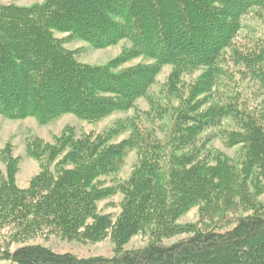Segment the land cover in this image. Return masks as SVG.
Masks as SVG:
<instances>
[{
	"label": "trees",
	"instance_id": "16d2710c",
	"mask_svg": "<svg viewBox=\"0 0 264 264\" xmlns=\"http://www.w3.org/2000/svg\"><path fill=\"white\" fill-rule=\"evenodd\" d=\"M252 11H264V0L0 4L1 115L34 117L47 124L73 114L99 122L114 113L138 111L140 99L150 105V111L118 119L101 133L77 134L74 127H67L53 144L30 148L41 159L42 169L28 189L16 187L18 158L9 156L8 182L1 181L8 200L1 208L3 221L14 229L13 237L24 240L57 233L95 241L110 232L121 246L145 225L157 226L161 234L191 232L171 244L153 241L110 258H80L40 243H23L13 250L0 246V260L8 264H264V203L245 191L250 173L258 175L249 186L258 177L264 179V40L252 48L237 42L241 19ZM75 41H86L95 49L121 41L128 46L108 64L90 65L79 62L78 50L65 46ZM139 57L149 61L119 69ZM167 65L172 67L167 94L164 84L156 98L150 90ZM197 70L198 78L184 80L185 74ZM237 74L253 80L261 102L255 104V94L251 101L242 98V90L234 87L236 81L239 84ZM141 115L165 133L159 136L145 127ZM125 132L128 137L115 142ZM217 137L228 146L244 145L241 167L232 166L229 172L233 188L237 183L242 186L236 189L240 202L252 213L225 226L174 225L186 211L209 203L210 195L219 193L218 182H213L218 168L209 163L217 151L207 148ZM132 151L138 153V161L130 177L102 187L104 177L118 174ZM216 154L217 167L227 178L224 169L230 158ZM119 191L126 203L115 222L96 213L99 200Z\"/></svg>",
	"mask_w": 264,
	"mask_h": 264
},
{
	"label": "rangeland",
	"instance_id": "374dc122",
	"mask_svg": "<svg viewBox=\"0 0 264 264\" xmlns=\"http://www.w3.org/2000/svg\"><path fill=\"white\" fill-rule=\"evenodd\" d=\"M44 0H0L2 3H16L19 5H31L36 2H43ZM242 28L239 32L237 42L243 47L252 48V46L260 40H264V11H252L242 17L241 19ZM57 36L62 37L63 34H57ZM71 50H78L77 58L79 62L83 64L90 65H106L114 58H116L125 47L128 46L126 41H121L116 45L95 49L86 41H75L65 45ZM144 57L135 58L125 64H123L119 69L135 66L138 64L147 63ZM235 72H241L238 66L230 65ZM172 71V67L167 65L162 68L160 73L156 77V82L152 86L150 93L154 96L161 95L163 90V85L165 84V94L166 84L168 82V77ZM201 74L200 70L194 71L193 73H187L184 75V80L186 82H191L198 78ZM239 75V84L235 82V89L242 90L243 99L251 101L255 94L256 97V85L253 80L243 77V74ZM229 81V77L228 80ZM234 84V83H233ZM232 84V85H233ZM234 89V88H233ZM254 92V93H253ZM236 93V90H235ZM263 100L262 96L256 97L255 104ZM138 111L131 109L126 112H118L110 115L99 122H88L79 119L73 114H64L55 120L47 123L41 124L34 117H27L24 119H9L0 114V246L9 247L10 250L22 245L23 243H40L52 248L57 253H71L80 258H88L93 256H103V257H113L117 252H122L132 249H140L147 246L153 241H159L164 244H171L179 240L187 238L191 232H181V233H168L161 234L156 227L152 225H145L143 230L139 231L137 234L133 235L126 243L119 246L117 242L112 238L109 232L105 237L98 240H90L88 238H65L57 233L49 234H38L29 238L15 239L13 237L12 226L6 225L7 221H3L2 214L5 210L1 208L2 202L7 205V198L5 189L1 187V181L8 182V169L7 161H10L9 156L12 159L18 158L16 162V171L14 175L15 185L19 189H28L33 178L41 172V159L34 157L30 153V148L38 147V144H53L57 137H60L67 127H74L77 134L80 133H101L110 126L114 125L118 119H123L131 115L138 113H144V111H150V105L146 99H140L138 102ZM142 124L145 127H149L151 131L154 130L156 134L162 136L165 132H160L159 129L154 128L148 119H144L145 115H141ZM128 132L119 135L115 142H120L124 138H127ZM213 147L217 152L224 154L227 158H230L231 164L227 165L224 170H228L227 178H224V174L220 170L218 163L215 159L214 152L212 158L209 160L211 167L218 168V174H215L213 182H218L220 186L219 193L215 195L211 194L210 197L213 198L209 203L203 202L195 205L184 214L175 220L174 225L185 226L186 229H196L197 227L218 225L225 226L230 225L235 222V220L242 215L252 213L251 208L248 205H244L240 202V196H238L237 190L241 189V185L237 183V188L235 189L234 182L230 178L231 172L229 169H233L232 166H240L242 159L244 158L245 149L243 144H238L235 146H228L222 137H217L207 145ZM40 150V149H39ZM41 153V151H40ZM217 155V154H216ZM138 161V153L132 151L126 158V161L121 169V171L112 176L104 177L102 182V187L112 186L117 184V182L127 180L134 167ZM209 165V166H210ZM52 169L54 165H51ZM241 167V166H240ZM236 174L239 175L240 171L237 170ZM222 174V175H221ZM258 174L250 173L247 175L245 191L253 194V198L258 202L264 203V179L258 177L257 181L253 186H249V181L254 180ZM219 176L217 179L216 177ZM243 176H234L238 179ZM226 179V180H225ZM230 179V180H229ZM237 182V181H236ZM247 186V187H246ZM126 203V197L122 192H117L115 194L104 197L97 203L96 213L99 215H109L113 222H115L119 215L122 213V204ZM261 203V204H262ZM88 223L92 222V219H88ZM0 264H8V261L0 260Z\"/></svg>",
	"mask_w": 264,
	"mask_h": 264
}]
</instances>
